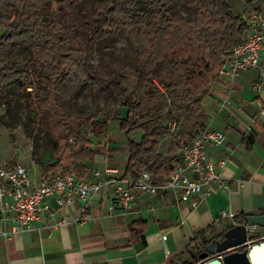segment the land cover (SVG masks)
Instances as JSON below:
<instances>
[{"label": "trees", "instance_id": "1", "mask_svg": "<svg viewBox=\"0 0 264 264\" xmlns=\"http://www.w3.org/2000/svg\"><path fill=\"white\" fill-rule=\"evenodd\" d=\"M242 1L245 12L261 11L253 7L259 0ZM190 3L192 19L174 13L173 0H0V27L5 31L0 38V99L8 103L14 88L23 95L34 84L46 91L45 98L28 103L32 112L53 119L48 126L51 147L42 162L43 175L61 168L62 142L73 140L74 145L68 143L65 152L73 158L74 171L85 178L90 172L87 163L100 155L90 137L101 136L110 122L118 121L128 140L124 175L138 179L143 169L160 157V142L170 134L167 124L178 125V113L187 107L190 134L181 135L178 141L172 139L168 158L161 159L153 174L170 175L181 163L183 145L208 126L202 103L209 94L211 77L218 66L225 65L246 30L244 13L236 14L228 0ZM121 31L128 33L129 43L140 55L141 68L109 81L91 65L90 55L94 44ZM83 35L87 36L86 45ZM32 45L29 56L7 58L14 47ZM167 57L173 64L168 88L176 94L173 106L177 115L168 117L166 123L157 109L161 89L154 73ZM69 78L90 86L95 94L94 113L89 117H75L57 101L56 93ZM161 87L166 89L163 84ZM105 90H111L120 100L122 110H127L126 117L101 114L97 97ZM139 130L143 139L136 142L130 135ZM248 217L240 213L233 220L243 224ZM148 229V222H134L130 226L132 242L146 246ZM224 233L216 239L223 240ZM194 240H202L203 250L210 243L205 231L197 232Z\"/></svg>", "mask_w": 264, "mask_h": 264}, {"label": "crops", "instance_id": "2", "mask_svg": "<svg viewBox=\"0 0 264 264\" xmlns=\"http://www.w3.org/2000/svg\"><path fill=\"white\" fill-rule=\"evenodd\" d=\"M262 71L264 66L233 79L221 77L222 84L213 89L218 105L227 96L233 102L218 110L223 115L220 123L214 126V121L208 122L210 129L227 136L226 150L208 147L207 151L215 159L227 161L228 189L207 200H195L197 206L180 202L175 193L140 195L126 214L110 213L108 201H94L82 215L80 204L70 206L61 212L62 219L70 223L53 236L48 232L20 233L10 238L0 235V264H199L196 257L204 250L202 240H194L196 233L205 231L207 237L214 230L224 233L236 225L234 220L222 218V211L234 216L264 213ZM105 168L112 167L94 170ZM79 215L80 222L74 223ZM140 219L149 225L146 246L132 242L130 236V226ZM258 233L263 237L264 229Z\"/></svg>", "mask_w": 264, "mask_h": 264}, {"label": "built area", "instance_id": "3", "mask_svg": "<svg viewBox=\"0 0 264 264\" xmlns=\"http://www.w3.org/2000/svg\"><path fill=\"white\" fill-rule=\"evenodd\" d=\"M246 30L225 65L219 69V77L232 79L241 73L258 70L264 66V12L254 11L244 14ZM264 78V71L261 74ZM162 92L163 89L159 86ZM233 104L227 96L219 103V110ZM261 114H264L262 109ZM252 123L257 121L252 119ZM169 138L181 139L176 123L169 122ZM227 136L208 126L181 148V163L170 175H154L143 170L138 179L120 174L118 169L94 170L89 177H80L75 172L62 168L46 175L33 177L22 165L12 167L0 164V235L10 238L20 233L48 232L50 236L70 222L62 219L61 212L70 206L80 204V215L89 209L94 201H108L110 213L130 212L137 197L146 195L157 197L175 193L182 203L207 200L214 193L228 189L229 180L225 175V160H217L208 154V147L226 150ZM74 223H79L81 217ZM222 218L234 219L230 211H222ZM2 228V229H1ZM6 228H9L7 230ZM248 248L260 243L264 236L257 234L258 226H247ZM254 239V240H252ZM165 242L167 236L162 237Z\"/></svg>", "mask_w": 264, "mask_h": 264}, {"label": "rangeland", "instance_id": "4", "mask_svg": "<svg viewBox=\"0 0 264 264\" xmlns=\"http://www.w3.org/2000/svg\"><path fill=\"white\" fill-rule=\"evenodd\" d=\"M83 2L86 0H78ZM94 1V0H92ZM191 0H173V12L192 19L194 10L190 3ZM236 14H248L245 12V5L242 0H228ZM253 7L260 8L264 12V0L255 2ZM4 29L0 27V38L4 34ZM87 36L83 35V44L86 45ZM33 52L32 46H24L16 49L15 47L7 55L8 59H23ZM91 65L105 77L112 81L124 72H139L142 59L138 52L129 43L128 33L125 31L114 32L106 40L100 41L93 45L90 55ZM32 69V67L30 66ZM215 69V73L211 77V85L209 94L203 99V109L210 119L214 121V126L220 123L222 114L218 113L219 105L217 98L213 95V89L222 84L219 77V69ZM173 72V64L170 58H166L164 62L155 69L154 81L157 85H164V92L158 95L157 109L160 110L163 119L170 121L168 117H175L177 111L173 106L176 94L169 87V75ZM27 94L21 95L19 90L14 88L8 96V103H4L0 99V164L9 166L11 163L22 165L28 169L33 177L42 174L45 155L51 147V138L48 134L49 123L53 122L49 116L44 113H34L28 107L29 101L37 98H45L46 91L34 84L33 88L26 91ZM56 99L65 107L68 112L75 117L86 118L94 113L95 94L88 85H81L78 79L69 78L61 86L59 92L56 93ZM100 112L102 115L109 114L113 117H126L127 110L123 109L120 100L111 90H105L97 97ZM187 107H184L178 115L181 117L178 123V130L182 136L188 137L190 134L191 124L187 122ZM130 138L136 142L143 139L142 131L131 133ZM90 139L94 143V150L98 151L94 161L87 163L89 169H102L103 166L116 168L120 174H124L125 166L128 160V140L126 135L121 132L118 121L109 123L108 129L101 136H91ZM72 144L73 140L62 142L64 153L61 160V168L63 171L75 172L72 164V156L69 152H65L67 144ZM173 141L166 136L159 145L158 154L160 157L154 159L143 170L155 172L159 166L161 159L168 158L169 150ZM76 173V172H75ZM91 172L87 174L89 177ZM230 219V218H229ZM233 220V219H231ZM261 229V228H260ZM221 230H214L207 235L208 240L215 239L219 236ZM252 237L258 236L251 233ZM176 236V235H174Z\"/></svg>", "mask_w": 264, "mask_h": 264}, {"label": "water", "instance_id": "5", "mask_svg": "<svg viewBox=\"0 0 264 264\" xmlns=\"http://www.w3.org/2000/svg\"><path fill=\"white\" fill-rule=\"evenodd\" d=\"M247 226L264 229V214L249 216L243 224L227 229L223 240L212 239L199 264H264V239L248 248Z\"/></svg>", "mask_w": 264, "mask_h": 264}, {"label": "flooded vegetation", "instance_id": "6", "mask_svg": "<svg viewBox=\"0 0 264 264\" xmlns=\"http://www.w3.org/2000/svg\"><path fill=\"white\" fill-rule=\"evenodd\" d=\"M215 239H216V237H215ZM205 252V250L204 251H201L199 254H198V257L202 254V253H204ZM198 257H196L197 259H199Z\"/></svg>", "mask_w": 264, "mask_h": 264}]
</instances>
